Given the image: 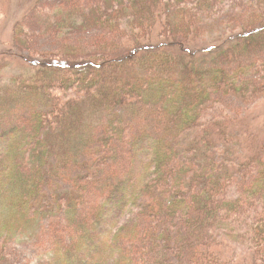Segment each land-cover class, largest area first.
Masks as SVG:
<instances>
[{
	"label": "trees",
	"instance_id": "16d2710c",
	"mask_svg": "<svg viewBox=\"0 0 264 264\" xmlns=\"http://www.w3.org/2000/svg\"><path fill=\"white\" fill-rule=\"evenodd\" d=\"M186 1L67 0L46 14L51 26L58 13L126 23L132 39L115 54L78 44L39 54L28 17L18 25L33 67L0 89V264L50 236L35 264H264V145L252 134V154L236 160L240 119L209 112L222 94L248 107L264 96V18L201 46L174 23ZM196 3L205 12L214 0ZM96 187L106 197L93 214Z\"/></svg>",
	"mask_w": 264,
	"mask_h": 264
},
{
	"label": "rangeland",
	"instance_id": "374dc122",
	"mask_svg": "<svg viewBox=\"0 0 264 264\" xmlns=\"http://www.w3.org/2000/svg\"><path fill=\"white\" fill-rule=\"evenodd\" d=\"M66 1L67 0H41V2H39L42 4L40 7L41 9L32 14L38 0H0V89L8 85L12 77L25 74L33 67L29 65L28 60H25V53H23L22 50L20 51L16 41L17 27L21 22L25 23L26 17H28L27 23L30 28L29 32L33 40V47L37 49L39 54L44 51H61L64 47H72L73 44L85 46L92 50L91 53L97 50H106L109 54H115L119 52L126 38H128V40L132 39L130 33L125 29L126 23L123 24L124 27L117 26L116 28H107L101 21H98L96 24H91V26L85 23L82 25V23H75L70 17H66L68 15L58 13L57 18L54 17L55 24L51 26L47 22L48 18L46 14L55 15L54 9H59L61 4H66ZM76 1L93 3L96 0ZM226 1H228V3ZM181 5L182 4H176V7H174L176 15H174L176 18L174 23L176 27H179V30H177L179 34L182 33L185 37L186 34L193 30L195 32L193 36L196 37V33L198 34V39L202 43L197 44L201 46L216 44V42H219V38L223 37L225 32H229L231 26L235 25L237 29V26H239L242 21L245 23L251 20L254 14L264 18V0H214V4L212 6L208 5L205 12H203V8L205 7L201 4H197L196 0H187L184 3L186 7ZM193 6H195V8H191ZM180 11L184 12L180 13ZM188 12L190 14H188ZM189 16L195 17L194 25L192 26L188 23V20H191V18H188ZM180 19L182 22L185 21L184 25H189L190 30H188L186 26L180 28ZM162 22L163 21H161L156 28V38H159V40L162 31L165 29L163 23L166 22ZM193 26L195 29L192 28ZM260 39L261 38L258 40ZM260 42L264 44V40ZM194 46H196V44ZM254 57L255 59L263 60V56L261 55H256ZM236 65L234 66L239 68ZM88 84H90V81H88ZM219 99L221 103L215 108L210 109L209 112L212 116L223 115L224 119H240L238 122H241V124L238 126L237 123L235 124V126H237L236 131L238 130L239 133L242 132L241 137L238 139L240 145H235L233 148L234 154H232V156H237L240 153V156L236 157V160H241L243 154H245V157L251 155L252 150L250 147L256 146L258 143V141L254 143L253 141L251 143L249 142L252 134H257L260 138L259 142L261 141V143L258 148L264 145V96L256 99L254 104L249 107L247 103L237 95L222 94ZM244 119H246V121L242 123ZM136 124H138V122ZM134 129L135 132L139 134L143 131L142 125L136 126ZM247 130L250 132L248 137L245 134ZM96 189L97 191L92 194L89 204V211L93 214L95 213L94 210L100 204L101 199H103V195L106 197L104 190L99 193L100 190L98 187H96ZM66 226L67 224L64 223L60 227L63 231L62 233L67 236L68 232ZM54 242L55 239L50 236L40 239L38 243L21 245L16 251L13 260L18 264H35L40 258L46 256L49 251L54 248ZM242 244L243 243L234 241V244H231L230 247L227 244L225 246L228 247L231 252L236 246ZM243 248L245 249L246 245H243ZM244 252L245 250L241 248L240 256L243 254L245 258L247 254ZM251 255L252 253L248 255V258L251 257Z\"/></svg>",
	"mask_w": 264,
	"mask_h": 264
}]
</instances>
